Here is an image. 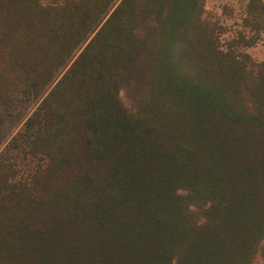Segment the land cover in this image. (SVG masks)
Instances as JSON below:
<instances>
[{
	"label": "trees",
	"instance_id": "1",
	"mask_svg": "<svg viewBox=\"0 0 264 264\" xmlns=\"http://www.w3.org/2000/svg\"><path fill=\"white\" fill-rule=\"evenodd\" d=\"M115 1L0 0V104L74 56L16 135L34 170L0 155V264L264 261V60L237 50L264 0L227 49L204 0Z\"/></svg>",
	"mask_w": 264,
	"mask_h": 264
},
{
	"label": "rangeland",
	"instance_id": "2",
	"mask_svg": "<svg viewBox=\"0 0 264 264\" xmlns=\"http://www.w3.org/2000/svg\"><path fill=\"white\" fill-rule=\"evenodd\" d=\"M63 0H43V3H59ZM115 1L113 6L117 3ZM247 0H204L203 16L213 22L220 32V43L222 49H227L230 43L240 33L249 35L247 29L243 27ZM112 6V7H113ZM83 46V45H82ZM81 47L76 50L75 55ZM237 50L247 53L253 61L264 60V31L260 34V39L252 46L237 45ZM74 56L58 70L55 78L50 82L42 95L30 97H18L11 101L9 105L0 104V155L8 156L20 169L22 175H27L36 167V160L28 153L27 142L16 137L22 129L26 118L36 109L43 96H45L52 85L62 75L70 65ZM120 98L125 106L131 107V100L124 90L120 91ZM253 264H264L260 254L256 255Z\"/></svg>",
	"mask_w": 264,
	"mask_h": 264
}]
</instances>
